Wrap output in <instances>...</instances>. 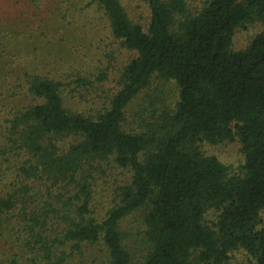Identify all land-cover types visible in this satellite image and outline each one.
I'll return each instance as SVG.
<instances>
[{"label":"trees","instance_id":"1","mask_svg":"<svg viewBox=\"0 0 264 264\" xmlns=\"http://www.w3.org/2000/svg\"><path fill=\"white\" fill-rule=\"evenodd\" d=\"M141 1L145 26L123 0H0V264H131L139 210L142 264H264V0ZM155 80L177 102L129 122ZM231 141L235 175L201 150ZM111 159L130 176L102 202Z\"/></svg>","mask_w":264,"mask_h":264},{"label":"rangeland","instance_id":"2","mask_svg":"<svg viewBox=\"0 0 264 264\" xmlns=\"http://www.w3.org/2000/svg\"><path fill=\"white\" fill-rule=\"evenodd\" d=\"M126 9L128 10L132 20L140 25L145 26L148 21V11L145 4L141 0H123ZM258 27L253 25H246L236 33L233 42V49L239 50L244 49L251 37L257 33ZM147 94L158 96V102L166 108H172L178 99V90L173 83L166 85H160L159 81H153L151 87L142 92L138 98L132 103L131 120L129 122H135L133 120V113L137 111L143 99L148 100ZM137 123V121H136ZM136 123L134 125H136ZM201 150L204 154L214 156L226 165L231 174H240V167L243 164V155L241 152V145L237 141L225 142L219 145L201 144ZM103 170L105 174L99 177L97 182L98 194L97 200H101L100 194L104 191V197L102 202H105L106 196H115L116 191L119 192L120 187L128 182L130 173L120 168L113 159L110 162L103 163ZM110 198V199H111ZM143 216L144 211L139 210L134 214L126 217L122 224V230L124 234L133 239L129 242L131 252L133 253V259L131 264H142L145 246L138 239V234L143 228ZM133 241V242H132ZM91 261H94L93 263ZM104 261V250L102 247L87 248L85 250L84 258H77L76 261L71 264H102ZM81 262V263H80ZM232 264H250L249 259L242 253L236 252L232 261Z\"/></svg>","mask_w":264,"mask_h":264}]
</instances>
